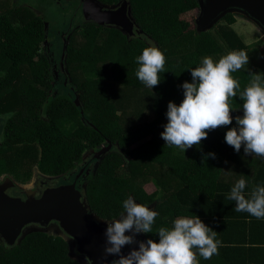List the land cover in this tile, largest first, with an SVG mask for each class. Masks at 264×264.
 Instances as JSON below:
<instances>
[{"label":"trees","instance_id":"1","mask_svg":"<svg viewBox=\"0 0 264 264\" xmlns=\"http://www.w3.org/2000/svg\"><path fill=\"white\" fill-rule=\"evenodd\" d=\"M52 1L67 25L69 1ZM95 1L106 7L128 2L132 34L96 24L71 31L59 23L63 32L53 29L46 37L42 18L0 0V117H6L0 170L21 164L23 177L30 178L36 166L50 178L76 182L89 208L108 221L121 216L131 198L153 207L142 230L155 252L165 260L195 254L196 264H219L210 239L213 223L236 217L229 209L260 192L253 183L264 181V140L242 137L245 119L214 126L195 119L192 129L181 131L173 119L189 109L190 99L216 117L260 102L251 92L253 71L229 69L213 82L205 68L250 49L232 28L236 15L215 23V38L183 28L182 19L200 9L199 0ZM145 89L150 95L130 96ZM118 91L133 100L130 110L119 113L111 98ZM110 143L95 170L77 177L86 152ZM148 179L153 193L144 188ZM181 218L198 223L180 224ZM0 264L80 263L62 237L32 232L12 246L0 243Z\"/></svg>","mask_w":264,"mask_h":264},{"label":"water","instance_id":"2","mask_svg":"<svg viewBox=\"0 0 264 264\" xmlns=\"http://www.w3.org/2000/svg\"><path fill=\"white\" fill-rule=\"evenodd\" d=\"M200 17L197 26L200 31L210 29L227 13L245 15L264 32V0H199ZM95 8L90 20L100 25L115 26L124 34L131 35L134 24L130 16L128 2L118 8L103 9L95 0H86ZM106 8V7H104ZM257 118L264 128V98L257 104L243 110L220 117V123L235 119ZM112 144L95 152L100 158ZM83 171L81 170L79 177ZM50 178V177H49ZM12 184L0 187V234L8 244H13L22 228L29 223L46 225L50 220H58L62 228L76 240L78 249L87 256L89 264H111L124 261L126 264H161L153 248L142 238L140 224L145 212L129 216L114 224H105L96 219L81 201V193L76 184L61 185L46 189L40 198L26 197L14 201ZM132 200V198H131ZM195 258V254L189 257Z\"/></svg>","mask_w":264,"mask_h":264},{"label":"rangeland","instance_id":"3","mask_svg":"<svg viewBox=\"0 0 264 264\" xmlns=\"http://www.w3.org/2000/svg\"><path fill=\"white\" fill-rule=\"evenodd\" d=\"M16 4L17 8H26L32 10L37 16L42 18L44 25H45V34L46 37L50 34V32L56 28H58L59 23L66 26L65 19L63 16V11L58 7L55 2L52 0H13ZM64 3L68 2V0H63ZM61 3V2H60ZM59 3V4H60ZM63 6V5H62ZM201 10H197L191 14L186 15L182 19V25L186 32L197 30L198 32H202L199 30L197 26V20L200 17ZM236 24L232 27L234 32L238 35V37L242 40L245 46H249L250 49H248L245 52H242L240 54L236 53H227L223 57H219L218 59L214 60V63H209L205 66L207 71H209L208 76L210 77L211 81H215L216 76H219L223 74L226 70L229 69H246L247 71H253L255 74V80H254V87L251 92L255 94V97L257 98L259 95L261 100L264 98V32H262V29L259 28L257 24L250 21L245 15L242 14H236ZM63 20V21H62ZM57 25V26H56ZM214 24L210 29H207V32H210L215 38L219 37V34L217 32V26ZM102 26V25H99ZM59 29V28H58ZM106 32L109 30V28L104 27L103 28ZM81 30V29H80ZM263 34V35H262ZM52 36V35H51ZM52 39V38H51ZM151 44V43H150ZM0 46H2V42L0 41ZM42 49L44 53H46L45 44L42 46ZM155 51V48L153 49ZM244 64L246 66H244ZM149 90V89H148ZM147 89L140 92H133V95H130L132 98H142L143 96H147L150 94H147ZM257 94V95H256ZM111 98L117 103L119 113H122L124 111L130 110L131 105L133 104V100L130 97L122 96L121 91L115 92L111 94ZM260 100V101H261ZM186 104L188 105V110L182 111L179 116L175 119H173V123L177 126L178 131L181 130H190L194 127L193 123L196 120L202 121V124L205 126H214V125H221L220 123V117L214 116L212 113L209 112V110L203 106L198 99H190L186 100ZM6 119V117L4 118ZM242 137L246 140L254 138V139H263L264 140V128L261 126L259 120L257 118H245L244 121V132L242 134ZM151 137H148L150 139ZM143 141L137 143L133 146L135 148L139 144H141ZM104 147V146H102ZM117 148V147H116ZM121 153H123L121 150H119ZM95 150H90L86 152L84 155V158H87L91 156ZM124 156V154H123ZM164 156V155H163ZM101 157V156H100ZM125 158V157H124ZM100 158H98L92 165L91 169L88 171V174L95 170L97 167V164L99 162ZM125 162L129 161L128 158L124 159ZM14 176L13 173H10ZM86 174V176L88 175ZM39 173L35 171V167L32 169V173L30 176V179L26 183H18V179L15 178L16 184L22 188L26 193H30L37 185L38 181L37 178H39ZM152 177V176H151ZM53 179L51 182H49L50 185H57V184H63L66 183V179H61V177H54L50 178ZM37 181V182H36ZM83 186H85L83 184ZM144 188L148 193H153L156 190L155 184L152 182V180L148 179L145 184ZM153 207L150 208H143L140 205H137L134 200L129 201V205L127 208L126 213L121 216L120 218L110 221L106 224H114L118 221H122L128 216H132L136 214L135 211L139 210V213L146 212L144 215L141 216V219L139 220L138 224H140V227H138V230H140L142 238H144V231L142 230V225L144 220L152 213L151 210ZM135 212V213H134ZM126 216V217H125ZM180 224H193L196 221L188 220L181 218L178 220ZM57 223V222H55ZM50 224V226H47L46 228L42 227H25V229L22 232V235L18 239L17 242H19L27 233L32 231H42L45 232L48 236H61L63 237L69 245V255L72 259L76 260L80 264H89L87 261L86 256L81 253L76 245V242L69 238L63 230L58 225ZM0 242L4 244L3 239L0 237ZM153 254L159 257V262L161 264H196L195 258L189 257H180L175 260H168L164 259V257L155 252L152 251ZM111 264H114L112 262ZM115 264H126L124 261H117Z\"/></svg>","mask_w":264,"mask_h":264},{"label":"crops","instance_id":"4","mask_svg":"<svg viewBox=\"0 0 264 264\" xmlns=\"http://www.w3.org/2000/svg\"><path fill=\"white\" fill-rule=\"evenodd\" d=\"M253 187L260 192L246 196L242 204L229 206L236 217H221L213 223L210 239L221 256L219 264H264V181L253 183Z\"/></svg>","mask_w":264,"mask_h":264},{"label":"flooded vegetation","instance_id":"5","mask_svg":"<svg viewBox=\"0 0 264 264\" xmlns=\"http://www.w3.org/2000/svg\"><path fill=\"white\" fill-rule=\"evenodd\" d=\"M69 3H70V6H72V9H71V19L69 20V22H67V25L65 26L66 29H70L71 31H75V30H83V27L86 25H93V24H96V25H100L98 24L97 22H94L92 20H90V18H94V15H95V8H93L91 5L87 4L85 7V1L86 0H68ZM100 5V4H99ZM101 7H103V9H114V8H118L119 6L117 7H106V6H103V5H100ZM106 7V8H104ZM57 26V25H56ZM103 27H107L109 29H119V28H116L115 26H107V25H102ZM59 28V27H58ZM56 28V32L55 34H60L63 32V29L60 30V28L58 29ZM51 33V32H50ZM68 36L66 37V39H69L70 37V33L67 34ZM68 41V40H67ZM47 49V48H46ZM48 52L50 51L49 49L47 50ZM54 84V83H53ZM0 145H1V139H2V134H3V127H4V119L3 117H0ZM96 152L98 150H95ZM94 158V160H93ZM91 159V160H90ZM90 160V161H89ZM96 161L95 157L92 155V156H89L86 160H84V166L81 168V170L83 171V173L86 171V170H90L93 163ZM15 170H6V171H2V169L0 170V187L3 186V185H6V184H12V188L14 189V192H13V199L14 201H20L26 197H31V198H40L44 191L46 189H49V188H54V187H58V186H61V185H68V184H73L76 182H66V183H63V184H57V185H50L49 182H51V180L53 179H50L47 175H44L43 173H41L37 167L35 166V171H37L39 173V178H37V185L36 187L30 192V193H26L24 190H22V188L18 185V183H26L30 178H25L23 177L25 173H27V170L26 168L22 167L21 164L19 165H15ZM8 169V168H7ZM80 170V171H81ZM10 173H13L15 177H13L12 174ZM83 173L80 175L82 176ZM15 178L18 179V183L16 184L15 182ZM66 179V178H65ZM67 180V179H66ZM36 181V182H37ZM83 187V185H82ZM81 193V201L83 202V204L87 207L88 210H90V212L92 213V215L100 220V221H103L105 224L106 223H109L110 221L108 220H105L103 218H100L99 216H97L88 206L87 202H86V199H85V192L82 190V189H78ZM137 205H139L138 203H136ZM127 211V210H126ZM126 211L121 215L123 216ZM135 212H139V210L135 211ZM134 212V213H135ZM146 213V212H145ZM121 216H119L118 218H120ZM126 217V216H125ZM129 217V216H128ZM117 218V219H118ZM141 219V218H140ZM116 220V219H114ZM113 221V220H111ZM57 222V223H55ZM55 225H58L61 230H63V232L69 237V238H72L63 228L62 226L60 225V222L58 220H50L46 225H42V224H38V223H29L27 225H25L19 236L16 238L15 242L13 244H8L7 241L1 236L0 234V237L3 239V242L4 244H1L5 247L7 246H12L14 245L15 243H18V239L20 238V236L22 235V232L23 230L25 229V227H28V226H31V227H42V228H46L47 226H50V224H54ZM32 232H42V231H32ZM32 232H29V233H32ZM27 233V234H29ZM42 233H45V232H42ZM26 234V235H27ZM47 235V234H46ZM53 237V236H52ZM56 237H61V236H56ZM63 238V237H62ZM64 239V238H63ZM73 239V238H72ZM65 240V239H64ZM75 242L76 240L73 239ZM66 241V240H65ZM67 242V241H66ZM68 243V242H67ZM76 245H77V248H78V244L76 242ZM69 247V245H68ZM79 250V249H78ZM86 256V255H85ZM87 258V256H86ZM87 261L89 262L88 258H87ZM117 261H114V264L116 263Z\"/></svg>","mask_w":264,"mask_h":264}]
</instances>
